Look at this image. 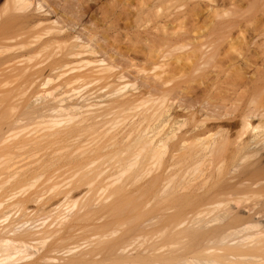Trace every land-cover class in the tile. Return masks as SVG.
Instances as JSON below:
<instances>
[{"label":"bare ground","instance_id":"6f19581e","mask_svg":"<svg viewBox=\"0 0 264 264\" xmlns=\"http://www.w3.org/2000/svg\"><path fill=\"white\" fill-rule=\"evenodd\" d=\"M0 264H264V0H0Z\"/></svg>","mask_w":264,"mask_h":264},{"label":"rangeland","instance_id":"374dc122","mask_svg":"<svg viewBox=\"0 0 264 264\" xmlns=\"http://www.w3.org/2000/svg\"><path fill=\"white\" fill-rule=\"evenodd\" d=\"M55 2H58L59 0H54ZM62 2L60 1L59 2V4H61ZM60 6V5H59ZM45 10V8H42V9H40V10H35L34 11V13H39V14H43V15H46V16H50V17H53V14L52 13H49V12H46V11H44ZM75 27V30L76 29H78V30H82L83 29V27L82 26H80V25H76V26H74ZM79 41H81V40H79ZM132 69V71L133 72H135L136 70H135V68H131L130 67V70ZM130 78H132V76L130 77ZM128 89V87L126 88V90ZM131 89V88H130ZM257 119H255V121H256Z\"/></svg>","mask_w":264,"mask_h":264}]
</instances>
